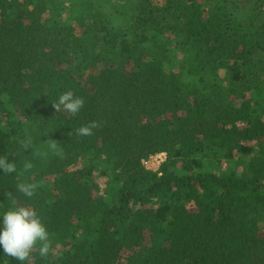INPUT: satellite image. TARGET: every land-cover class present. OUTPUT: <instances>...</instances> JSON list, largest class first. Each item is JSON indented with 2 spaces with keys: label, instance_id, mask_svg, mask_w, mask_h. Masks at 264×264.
I'll use <instances>...</instances> for the list:
<instances>
[{
  "label": "trees",
  "instance_id": "16d2710c",
  "mask_svg": "<svg viewBox=\"0 0 264 264\" xmlns=\"http://www.w3.org/2000/svg\"><path fill=\"white\" fill-rule=\"evenodd\" d=\"M0 156V230L12 192L50 235L31 264H264V0H0Z\"/></svg>",
  "mask_w": 264,
  "mask_h": 264
},
{
  "label": "clouds",
  "instance_id": "9594fccd",
  "mask_svg": "<svg viewBox=\"0 0 264 264\" xmlns=\"http://www.w3.org/2000/svg\"><path fill=\"white\" fill-rule=\"evenodd\" d=\"M85 105V100L81 96H77L72 90L63 92L56 102L52 103L55 112H65L72 116L79 114ZM99 125L96 121H91L87 125H83L76 129L78 137L92 136L94 129ZM48 133H45L47 135ZM21 148L26 151L32 149L33 139L31 136H26L20 140ZM49 149L57 156L63 155L62 148L58 145L57 140L50 139L48 143ZM159 154V153H158ZM35 157L40 156V153H34ZM33 168L32 162L26 161L23 164V171L28 172ZM0 169L4 173L11 174L17 171L16 164L10 162L7 157L0 156ZM38 185L36 183H18L16 191L24 196L31 198L34 196ZM7 200L14 207L9 208L4 212L0 230V248L3 253L16 259L20 262H29L31 264L32 253L38 251L41 257H47L51 251V240L48 229L43 223L41 217L32 207L19 204L12 192H6ZM39 245V247H38Z\"/></svg>",
  "mask_w": 264,
  "mask_h": 264
},
{
  "label": "rangeland",
  "instance_id": "374dc122",
  "mask_svg": "<svg viewBox=\"0 0 264 264\" xmlns=\"http://www.w3.org/2000/svg\"><path fill=\"white\" fill-rule=\"evenodd\" d=\"M160 157L158 156H153L154 158H156L155 160H153L151 163L148 162V165L147 167L149 169H152V170H157L159 167H160V164L164 161L165 159V155L164 154H160L159 155Z\"/></svg>",
  "mask_w": 264,
  "mask_h": 264
},
{
  "label": "built area",
  "instance_id": "2783aa9c",
  "mask_svg": "<svg viewBox=\"0 0 264 264\" xmlns=\"http://www.w3.org/2000/svg\"><path fill=\"white\" fill-rule=\"evenodd\" d=\"M160 154H164V153H159V154H156V155H153V156H158V157H160V156H159ZM153 156H150L148 159H145V160L142 161L143 165H144L146 168H148V167H147L148 162L151 163L153 160L156 159V158H154Z\"/></svg>",
  "mask_w": 264,
  "mask_h": 264
}]
</instances>
